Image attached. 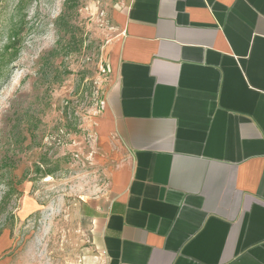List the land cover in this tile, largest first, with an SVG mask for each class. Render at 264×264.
I'll use <instances>...</instances> for the list:
<instances>
[{"label": "crops", "instance_id": "obj_1", "mask_svg": "<svg viewBox=\"0 0 264 264\" xmlns=\"http://www.w3.org/2000/svg\"><path fill=\"white\" fill-rule=\"evenodd\" d=\"M84 200L102 264H264V0H122Z\"/></svg>", "mask_w": 264, "mask_h": 264}, {"label": "rangeland", "instance_id": "obj_2", "mask_svg": "<svg viewBox=\"0 0 264 264\" xmlns=\"http://www.w3.org/2000/svg\"><path fill=\"white\" fill-rule=\"evenodd\" d=\"M121 2L0 0V264L103 263L83 204L121 158L100 126Z\"/></svg>", "mask_w": 264, "mask_h": 264}, {"label": "trees", "instance_id": "obj_3", "mask_svg": "<svg viewBox=\"0 0 264 264\" xmlns=\"http://www.w3.org/2000/svg\"><path fill=\"white\" fill-rule=\"evenodd\" d=\"M17 35L18 33H11V35L9 36V42L6 44L5 48H12L15 46L16 42H17ZM49 173V172H48Z\"/></svg>", "mask_w": 264, "mask_h": 264}]
</instances>
